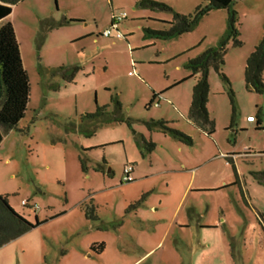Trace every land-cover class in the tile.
<instances>
[{"label":"rangeland","instance_id":"rangeland-1","mask_svg":"<svg viewBox=\"0 0 264 264\" xmlns=\"http://www.w3.org/2000/svg\"><path fill=\"white\" fill-rule=\"evenodd\" d=\"M140 1L17 3L34 31L22 13L15 16L30 90L18 128L0 146V194L39 225L2 245L0 264H264V230L251 208L264 210V94L248 91L243 75L263 33L264 0L234 4L241 46L226 49L229 84L209 70L210 135L186 121L194 79L185 63L218 43L227 12L212 9L190 31L160 38L149 31L167 28L172 12ZM154 1L183 14L195 8L187 0ZM120 12L125 39L101 35ZM61 66L76 67L72 80L61 77ZM96 110L99 116H85ZM127 164L134 167L130 182L122 180ZM232 166L251 206L231 184ZM221 181L229 186L195 188ZM209 222L217 224L200 228Z\"/></svg>","mask_w":264,"mask_h":264},{"label":"trees","instance_id":"trees-1","mask_svg":"<svg viewBox=\"0 0 264 264\" xmlns=\"http://www.w3.org/2000/svg\"><path fill=\"white\" fill-rule=\"evenodd\" d=\"M22 0H0V20L10 14L12 6ZM206 3L198 5L191 13L181 14L173 11L168 5L154 1L141 0L140 5L151 9L158 8L172 12V19L165 22L167 28L157 31H149L155 37L169 38L179 36L195 27L199 19L212 9H224L227 12V30L221 36L218 43L209 47L199 55L187 60L185 67L190 70L189 77L194 78L195 84L192 87L191 102L188 110V119L202 132L210 135L213 132V121L209 117L207 102L209 95L208 74L213 68L218 75L227 83L229 81L222 71L224 56L228 44L241 46L238 39L239 31L236 27L238 14L234 9L237 0H204ZM77 19H70L68 22H77ZM125 38V36H123ZM66 81L72 80L76 67H59ZM244 83L248 91L264 94V29L261 38L248 55L244 66ZM30 84L26 70L22 65L19 44L15 37L14 28L11 22L7 21L0 25V127L3 133L13 129L23 118L29 97ZM153 95L152 99L154 98ZM228 96L235 111V99L232 89L229 87ZM100 111L94 114H86L87 118L97 117ZM254 118V117H253ZM255 119V118H254ZM172 135L186 144H192V139L185 133L165 127V122H156ZM261 128L260 120H257L256 129ZM2 134L0 133V140ZM233 174L236 176L235 167L232 166ZM264 176V174H263ZM143 195L137 204L143 200ZM39 225V221H29L24 215L16 212L8 202L7 194H0V247L5 243L19 237L23 233ZM99 252L104 249V244L95 245Z\"/></svg>","mask_w":264,"mask_h":264},{"label":"crops","instance_id":"crops-1","mask_svg":"<svg viewBox=\"0 0 264 264\" xmlns=\"http://www.w3.org/2000/svg\"><path fill=\"white\" fill-rule=\"evenodd\" d=\"M188 1V3H191V4H195L194 6L196 7V6H198V5H200V1L201 0H187ZM16 6H12V10H11V12H10V14H8L6 17H4L3 19H1L0 20V25L1 24H3V23H5V22H7V21H9V22H11L12 23V25H13V28H14V32H15V37H16V40H17V42H18V44H19V50H20V56H21V60H22V52H21V48H20V41H19V37H18V33H17V29H16V23H15V21H14V18H15V16H19L20 17V13H22V21H23V23H24V25L25 26H27L28 27V31L29 30H31V32L33 33L34 31H33V28H31L30 26H28L27 24H26V16L27 15H29L30 13L28 12V11H26V10H19V11H17V4H15ZM181 12V11H180ZM114 14V13H113ZM112 14V15H113ZM181 14H183V13H181ZM32 15V19H33V13L31 14ZM111 15V16H112ZM21 18V17H20ZM25 18V19H24ZM49 19V18H48ZM111 19H112V17H111ZM50 20H54L55 22H57V19H55L54 17H51L50 18ZM37 22H40L41 21V18L40 17H37V20H36ZM25 26H24V28H25ZM21 28V30L22 31H25L24 30V28L23 27H20ZM26 29V28H25ZM101 35H102V33H101ZM262 36V35H261ZM110 37H114V36H109L108 38H110ZM116 38V37H115ZM261 37H259V39H260ZM125 39V38H124ZM259 39L254 43L255 45H256V43L259 41ZM22 65H23V62H22ZM24 67V66H23ZM43 68H48V67H42V69ZM25 69V68H24ZM189 77V76H188ZM192 78V77H191ZM194 79V78H193ZM194 84H195V80H194ZM191 93H192V90H191ZM3 101V96H1L0 97V103ZM190 102H191V97H190ZM189 106H190V104H189ZM188 110H189V108H188ZM25 113V112H24ZM250 115H248L247 117H249ZM246 117V118H247ZM247 120V119H246ZM21 121V120H20ZM20 121L16 124V126L13 128V129H11V130H9V131H7L6 133H3L2 132V129H1V127H0V133L2 134V138H1V140H0V146H1V144H2V142H3V140H4V136H5V134H7V133H9L10 131H12V130H15V129H17L18 128V125H19V123H20ZM186 121L187 122H189V123H191L194 127H196L189 119H188V113H187V116H186ZM248 121V120H247ZM249 123H252V122H254V120L253 121H248ZM197 129H199L198 127H196ZM200 130V129H199ZM201 131V130H200ZM206 134V133H205ZM221 154V153H220ZM223 154V153H222ZM228 155V154H227ZM229 155H231L232 157H231V159L233 160L234 159V156H235V154L234 153H231V154H229ZM227 156V158H230V156ZM247 156H249V154L247 155ZM5 161L6 162H8L9 163V158H6L5 159ZM234 163L235 162H237L236 161V157H235V159H234V161H233ZM183 170H193V169H186V167H184V169ZM134 171V170H133ZM263 174L264 173H262V178L264 179V176H263ZM194 179H195V176H193V178L190 180H188V182L186 183V185L183 187V189H182V196H184V195H186L192 188H193V186H194ZM232 185H237V187H238V190H239V193H240V197L242 198V200L246 203V205L247 206H249L250 205V201H251V195H250V192L247 190V187H246V185H245V180H243L242 179V177H240V176H237V174H236V176H234V180H233V183H231ZM229 185H228V183H226L225 181H221V182H219V183H217V184H215V185H212V186H210V187H201V186H196L195 188L196 189H198V190H201V189H204V188H216L217 190L218 189H222V188H225V187H228ZM213 190V189H212ZM211 190V191H212ZM251 206V205H250ZM252 208V210L255 212V214L259 217V222H261L260 224L262 225V227H263V230H264V210H262V209H260V208H255V207H251ZM222 212V211H221ZM200 224V228H203L202 226H212V225H215V224H217L216 222H209V223H199ZM172 226V224L170 223L169 224V227L168 228H170ZM183 226H185L184 224H180L179 225V227H183ZM241 235L243 236V233H241ZM243 238L245 239L246 238V236H243Z\"/></svg>","mask_w":264,"mask_h":264},{"label":"built area","instance_id":"built-area-1","mask_svg":"<svg viewBox=\"0 0 264 264\" xmlns=\"http://www.w3.org/2000/svg\"><path fill=\"white\" fill-rule=\"evenodd\" d=\"M125 15V12L114 13L112 15L110 25L102 31V35L105 37L114 36L116 38H123L124 35L119 31V23L122 21ZM247 120L253 121L254 118L252 116H249L247 117ZM133 170L134 167L131 164H127L124 166L122 173V180L124 182H130L134 179L132 176Z\"/></svg>","mask_w":264,"mask_h":264}]
</instances>
